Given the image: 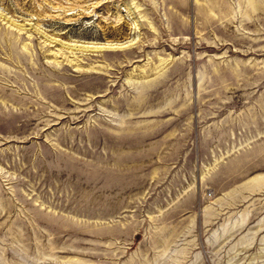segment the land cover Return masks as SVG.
Segmentation results:
<instances>
[{"label": "rangeland", "instance_id": "1", "mask_svg": "<svg viewBox=\"0 0 264 264\" xmlns=\"http://www.w3.org/2000/svg\"><path fill=\"white\" fill-rule=\"evenodd\" d=\"M0 264H264V0H0Z\"/></svg>", "mask_w": 264, "mask_h": 264}, {"label": "bare ground", "instance_id": "2", "mask_svg": "<svg viewBox=\"0 0 264 264\" xmlns=\"http://www.w3.org/2000/svg\"><path fill=\"white\" fill-rule=\"evenodd\" d=\"M107 43H110V42H107ZM117 43V42H116ZM112 44H113V42H112ZM120 44V43H119ZM111 45V44H110ZM107 46V45H106ZM105 46V47H106ZM109 46V45H108ZM116 46V45H115ZM96 47V46H95ZM110 47V46H109ZM121 47V46H120ZM100 48V47H99ZM102 48V47H101ZM104 48V47H103ZM115 48H117V47H115ZM124 48V47H123ZM110 49V48H109ZM67 57V56H66ZM76 60V59H75ZM58 63V62H57ZM75 64V63H74ZM90 66V65H89ZM79 67V66H78ZM139 67V66H138ZM92 70V69H91ZM94 70V69H93ZM79 71V70H78ZM139 91V90H138ZM144 93V92H143ZM150 98V97H149Z\"/></svg>", "mask_w": 264, "mask_h": 264}]
</instances>
